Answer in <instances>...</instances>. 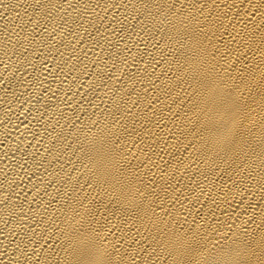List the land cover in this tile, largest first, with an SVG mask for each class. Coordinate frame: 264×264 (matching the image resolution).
Segmentation results:
<instances>
[{
  "label": "bare ground",
  "instance_id": "6f19581e",
  "mask_svg": "<svg viewBox=\"0 0 264 264\" xmlns=\"http://www.w3.org/2000/svg\"><path fill=\"white\" fill-rule=\"evenodd\" d=\"M0 264H264V0H0Z\"/></svg>",
  "mask_w": 264,
  "mask_h": 264
}]
</instances>
